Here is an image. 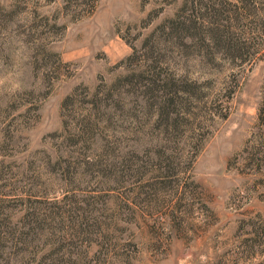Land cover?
Here are the masks:
<instances>
[{
  "label": "rangeland",
  "instance_id": "1",
  "mask_svg": "<svg viewBox=\"0 0 264 264\" xmlns=\"http://www.w3.org/2000/svg\"><path fill=\"white\" fill-rule=\"evenodd\" d=\"M179 5L0 0V221L40 222L12 264H264V42L234 61L160 39L152 64L146 41ZM139 73L159 90L92 109ZM106 142L141 167L120 186L100 172Z\"/></svg>",
  "mask_w": 264,
  "mask_h": 264
},
{
  "label": "trees",
  "instance_id": "2",
  "mask_svg": "<svg viewBox=\"0 0 264 264\" xmlns=\"http://www.w3.org/2000/svg\"><path fill=\"white\" fill-rule=\"evenodd\" d=\"M84 0H66L67 4H81ZM179 1L180 5L174 15L165 19L155 30L150 34L146 41L148 47L147 54L152 57L149 59L157 65L159 61L154 55L159 50L155 45L159 44L160 39L165 42L168 40L174 41L179 48H194L198 52L201 59L212 60L216 55H222L234 61H244L251 56L250 50L252 43L262 46L264 42V0H175ZM79 2V3H78ZM77 6V5H76ZM156 38L154 35H156ZM248 40L252 43L247 44ZM260 41V42H259ZM130 59V57H129ZM155 70V68H153ZM159 75L147 79L143 73L130 74L118 79V84L114 83L106 89L105 97L103 95L99 99L98 94H95L90 101V105L94 111L100 110V105L104 101H110L112 94L121 95L126 92L131 93V89L142 84L146 92L158 91L157 80ZM158 82H161L160 80ZM119 83L121 90L117 87ZM165 88H168L167 95L169 99L167 103H172V97L176 94L173 86L163 82ZM124 91V92H122ZM145 92V93H146ZM174 92V93H173ZM70 98L66 99V102ZM94 126H88V123L82 128L84 137H88L94 131ZM91 133V134H92ZM82 137V138H84ZM81 138V139H82ZM80 139V140H81ZM85 140V138H84ZM80 142V141H79ZM102 150L103 163L100 164V172L104 177L110 178V182L116 186L122 184L125 177L138 174L141 167H135L133 159L128 151L123 150L114 142H106ZM119 151V153H118ZM62 162L55 165L61 166ZM65 163V162H64ZM158 163L163 165L158 168H171L172 160L170 157L158 158ZM69 164V163H68ZM8 216L1 219L0 226L2 232L0 234V264H12L20 261L24 257V247L32 244V238L38 234L40 222L34 214L26 216L23 222V230L12 228L7 222ZM86 220L79 219L78 224L80 231L76 234L88 233ZM76 225V221H72ZM77 226V225H76ZM7 250V251H6ZM9 250V251H8ZM23 252V253H22ZM55 263L63 264L62 260H56Z\"/></svg>",
  "mask_w": 264,
  "mask_h": 264
}]
</instances>
